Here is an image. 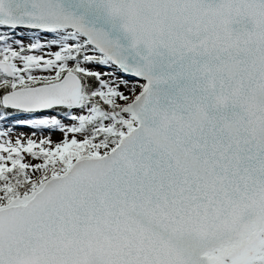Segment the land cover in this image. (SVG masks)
I'll list each match as a JSON object with an SVG mask.
<instances>
[{
	"label": "snow or ice",
	"instance_id": "6c2138e0",
	"mask_svg": "<svg viewBox=\"0 0 264 264\" xmlns=\"http://www.w3.org/2000/svg\"><path fill=\"white\" fill-rule=\"evenodd\" d=\"M0 264H264V0H0Z\"/></svg>",
	"mask_w": 264,
	"mask_h": 264
}]
</instances>
